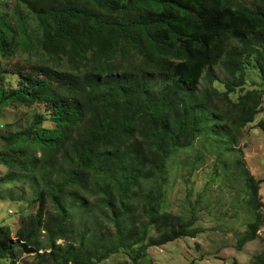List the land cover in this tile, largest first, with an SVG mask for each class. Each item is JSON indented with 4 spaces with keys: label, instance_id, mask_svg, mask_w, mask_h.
Listing matches in <instances>:
<instances>
[{
    "label": "trees",
    "instance_id": "1",
    "mask_svg": "<svg viewBox=\"0 0 264 264\" xmlns=\"http://www.w3.org/2000/svg\"><path fill=\"white\" fill-rule=\"evenodd\" d=\"M19 51L38 61L0 66L14 77L0 80V113L43 108L0 131V184L28 187L38 209L14 232L0 223V264H23V242L37 249L29 264L122 250L140 264L151 247L196 237L195 205L185 218L164 202L171 158L200 137L217 140L218 168L245 178L253 220L235 249L258 238L262 181L236 148L262 113L264 89L244 90L250 63L264 82V0H14L0 10V59Z\"/></svg>",
    "mask_w": 264,
    "mask_h": 264
},
{
    "label": "rangeland",
    "instance_id": "2",
    "mask_svg": "<svg viewBox=\"0 0 264 264\" xmlns=\"http://www.w3.org/2000/svg\"><path fill=\"white\" fill-rule=\"evenodd\" d=\"M252 2L254 0H241ZM14 0H0V10L12 12ZM23 58L38 61L37 56H29L19 51L9 61L0 59L2 71L8 62L23 63ZM14 80L12 76L0 77L7 84ZM247 87L245 92L264 89L259 71L255 64L246 68ZM239 91L232 97L237 100ZM42 106L36 109L9 107L0 113V131L4 132L19 128L31 118L36 110L42 111ZM264 120V99L262 113L256 120L243 128L239 137L236 152L242 151L240 160L256 180H260V212L264 218V131L259 122ZM11 123V128L7 126ZM49 124V123H48ZM214 137H200L190 150H181L171 160V173L166 190L164 209L185 218L191 217V204H194L200 216L197 223L204 231L196 237H183L160 247H151L148 257L140 264H253L257 255L264 250V226L258 231V238L246 243L242 251L235 249L237 238L243 234L247 223L253 220V213L248 204V191L245 188V178L238 172H226L217 167V147ZM237 157L233 156V159ZM6 167L0 165V176ZM12 191V194H10ZM32 197L28 187L19 184H0V223L8 225L14 232L18 229L20 216L34 214L38 206L30 204ZM51 208V205H50ZM42 239H45L42 237ZM63 243V239H58ZM44 249H40L42 252ZM35 253L22 252L18 257L20 263L29 264L35 259ZM132 262L127 251L122 250L111 255L109 259L95 264H125ZM2 264H10L5 258Z\"/></svg>",
    "mask_w": 264,
    "mask_h": 264
},
{
    "label": "water",
    "instance_id": "3",
    "mask_svg": "<svg viewBox=\"0 0 264 264\" xmlns=\"http://www.w3.org/2000/svg\"><path fill=\"white\" fill-rule=\"evenodd\" d=\"M21 247L23 248V251L26 253H36L37 252V249L34 246H30L25 242L21 244Z\"/></svg>",
    "mask_w": 264,
    "mask_h": 264
}]
</instances>
